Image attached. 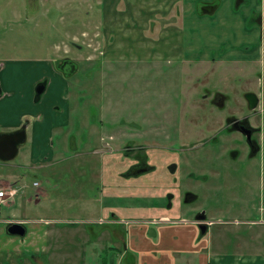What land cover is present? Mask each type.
<instances>
[{
	"label": "rangeland",
	"instance_id": "obj_1",
	"mask_svg": "<svg viewBox=\"0 0 264 264\" xmlns=\"http://www.w3.org/2000/svg\"><path fill=\"white\" fill-rule=\"evenodd\" d=\"M204 3L217 8L203 13ZM258 13L264 14V0H0V86L7 78L8 89L36 92V83L48 80L37 111L56 115L67 93L71 114L86 118L84 123L73 120L61 139L58 129L47 135L46 153L61 148L55 160L41 158L44 162L33 166L24 145L20 153L28 149L27 158L19 154L0 162V179L19 178L24 184L11 208L0 207V217L95 214L101 174L135 159L136 150L116 158L117 142L122 151L127 144L141 145L142 153L157 144L174 147L162 159L177 156L174 203L185 214L206 209L228 218L239 212L234 206L244 192H236L246 185L244 178L251 179L252 187L243 210L258 212L264 166L259 155L247 156L244 136L224 128L227 117L247 112L239 99L244 91L258 88L264 48L256 24L249 21ZM218 92L226 95L223 107L214 105ZM257 121L264 134V112ZM102 125L107 129L103 139L94 130ZM71 141L76 149L70 148ZM104 145L110 159H103ZM234 149L241 151L235 160ZM33 181L46 190L37 202ZM188 192L198 194L197 199L185 202ZM67 223L48 225L44 251L35 256L0 249V264L121 263L122 227Z\"/></svg>",
	"mask_w": 264,
	"mask_h": 264
},
{
	"label": "crops",
	"instance_id": "obj_2",
	"mask_svg": "<svg viewBox=\"0 0 264 264\" xmlns=\"http://www.w3.org/2000/svg\"><path fill=\"white\" fill-rule=\"evenodd\" d=\"M241 1L236 0L237 3ZM5 65L6 63L4 67ZM11 74L13 75V71ZM8 81L5 78L0 86V132L16 130L26 122V139L22 146L25 145L30 150L28 156L30 164L34 166L44 162L41 158L45 160L52 156L55 160L56 154L61 148H55V150L46 153L44 142L48 140L46 139L47 135L53 134L54 130L58 129L61 139L64 135L63 132L68 130L73 120L77 122L78 119L84 123L86 118L83 119L80 112L78 115L77 112L71 114L73 112L71 96L67 93L62 95L65 106H61L56 115L51 112L45 114V112L37 111V103L42 92L51 85L48 80L41 79L36 83L38 87L42 85L41 92H37V89L36 92H30V87H26V91L17 87L8 89ZM53 106L58 108L54 103ZM24 118L27 119L24 120ZM97 127L94 130L98 136L102 135L103 139V134H106L107 129L105 130L106 127L104 128L103 125L101 128ZM51 136L49 137L51 138ZM117 143L114 148L116 158H119V153H124V157L127 154L122 151V147L117 146ZM108 144L106 142L105 145ZM105 145L101 149L104 154L103 159H110ZM22 146L19 147L15 157L20 154L23 160L27 158L28 149L20 153ZM70 148L76 149V143L71 141ZM45 154L46 156H44ZM150 154L151 150L149 149L148 158ZM165 157L167 158L164 155L161 159L151 157L148 159V163L155 164V169L152 171L129 176L122 175L129 168L128 165L134 163L135 159L133 158L134 160H129L126 165L118 164L117 170L115 169L112 173H102L100 185H98L99 193L96 194L98 203L97 208H94L95 214H91L90 211L91 215L71 219L35 216L7 217L5 219L0 217V249L19 250L29 253V256H35V254L44 251V246L48 241V225L51 222L62 223L67 220L77 223L97 222L113 228L122 227L124 236L120 235L122 240L120 264H264V222L256 220L259 212L243 210L244 205L250 201L251 195L247 197V194L251 191V179L244 178L246 185L236 192L240 193L241 190L244 192L242 199L234 206L240 207L242 210L231 214L228 218L222 217L223 215L219 213L216 216L209 215L206 209H202L194 215L185 214L184 208L176 207L174 203L175 200H178L179 186L174 180V175L168 171L166 166L171 160H163L162 158ZM0 162L7 161L0 160ZM113 162L117 163L116 160ZM206 179L205 176L203 180ZM46 181L50 182L49 179ZM21 182L19 178L17 181L0 179V189L12 193L11 196L0 202V207L11 208L15 204L16 197L24 188V184ZM33 183V193L37 202L39 197L46 193V190L40 188L39 182L36 185ZM262 186L263 184L260 183V193L263 191L260 201L264 197ZM174 190L176 191L174 192ZM167 193L172 194L173 204L170 208L163 207ZM188 194L196 196V199L198 197V194L192 192H188ZM124 198L129 202L118 203L119 199L123 200ZM109 199L116 200V203H109ZM154 199L160 200L151 203V205L140 204L142 200L151 202ZM234 201H237L236 198ZM201 212L205 215V219H196V216ZM262 219L264 220V217ZM202 221L206 223L204 231H201L198 226ZM10 222L21 223L25 228V233L21 236L8 233L6 228Z\"/></svg>",
	"mask_w": 264,
	"mask_h": 264
},
{
	"label": "flooded vegetation",
	"instance_id": "obj_3",
	"mask_svg": "<svg viewBox=\"0 0 264 264\" xmlns=\"http://www.w3.org/2000/svg\"><path fill=\"white\" fill-rule=\"evenodd\" d=\"M217 8L216 4H210V3H204L202 9L203 13H212L215 9ZM249 21H252V23H255L257 26V32H258V37L260 39L261 45L264 48V14L258 13L255 17H250ZM264 53V52H263ZM65 61V60H64ZM264 62V60H263ZM264 65V64H263ZM258 88L254 87V89H246L244 91V94L242 95L240 100H243L245 102L247 112L242 113L241 115H230L227 117L225 120L226 124L224 128L227 130H230L232 133L233 132H238L242 136L245 137L246 143H247V156L249 159H257L256 157L259 155V160L262 162V165L264 166V134L261 131V124L258 123L257 121V116L259 113L264 112V66H263V71L262 73L259 74L258 80H257V85ZM209 97V95H206V97ZM238 101V100H237ZM236 101V102H237ZM226 102V95L221 94V93H216L215 98H214V105L218 107H223ZM252 103H255V106L252 107ZM237 104H241V101H238ZM263 106V107H262ZM259 134V138L256 137V134ZM135 146H130L125 149V154L130 153L132 150H136L135 152V161L132 164L131 167H129L126 172L130 173V175L133 174H140L148 171H152L155 169V164H150L148 163V159L151 157L154 159L153 155L155 156L159 155V158L161 159L162 154L166 155L167 157L170 156V154H173L172 149L174 148L173 146L171 147H166L165 144H157L153 147L150 148L151 154L149 155L148 158V153L149 148L144 150V152H141V145L134 144ZM164 148V149H161ZM170 148V149H169ZM241 153L240 150L234 149L231 151V155L233 156V160L239 157V154ZM171 161L168 162L167 169L168 171L175 175L176 170H177V163L173 160H177V156L175 158L169 157ZM173 159V160H172ZM145 169L142 172L137 173V170ZM129 176V175H128ZM168 198V201H164L163 207H171L173 204L172 201V194L167 193L165 198ZM264 198V197H263ZM196 196L193 197L190 194H186L184 197V201L186 202L187 200H195ZM190 202V201H187ZM264 204V200L260 201V206H259V216L257 217L258 222H264L263 215L264 211L260 210V207Z\"/></svg>",
	"mask_w": 264,
	"mask_h": 264
},
{
	"label": "water",
	"instance_id": "obj_4",
	"mask_svg": "<svg viewBox=\"0 0 264 264\" xmlns=\"http://www.w3.org/2000/svg\"><path fill=\"white\" fill-rule=\"evenodd\" d=\"M42 85L37 88V92H41ZM255 106V103H252V107ZM26 122H24L20 128L9 131V132H0V160L8 161L15 157L20 146L23 145L26 139ZM145 169L137 170L136 172H142ZM196 219L203 220L205 215L203 212L196 216ZM201 231H204L206 228V223L204 221L198 224ZM7 232L10 234L23 235L25 233L24 226L19 222H12L7 226Z\"/></svg>",
	"mask_w": 264,
	"mask_h": 264
},
{
	"label": "built area",
	"instance_id": "obj_5",
	"mask_svg": "<svg viewBox=\"0 0 264 264\" xmlns=\"http://www.w3.org/2000/svg\"><path fill=\"white\" fill-rule=\"evenodd\" d=\"M34 185L37 184V182H34L33 183ZM12 193L11 192H8L4 189H0V202L4 201L5 199H7L8 196H11ZM260 210L261 211H264V204H262V206L260 207ZM119 264V263H118Z\"/></svg>",
	"mask_w": 264,
	"mask_h": 264
},
{
	"label": "trees",
	"instance_id": "obj_6",
	"mask_svg": "<svg viewBox=\"0 0 264 264\" xmlns=\"http://www.w3.org/2000/svg\"><path fill=\"white\" fill-rule=\"evenodd\" d=\"M62 62H64V59L62 60ZM61 62V63H62ZM74 67L76 66V65H73ZM75 69H73V71H74ZM131 145L130 144H127L126 145V147H130ZM129 172V171H128ZM128 172H125V173H122V175H124V176H128V175H130V173H128ZM67 224H72V225H76L77 223H67ZM62 225V224H61ZM102 264H107V262L106 261H104Z\"/></svg>",
	"mask_w": 264,
	"mask_h": 264
}]
</instances>
